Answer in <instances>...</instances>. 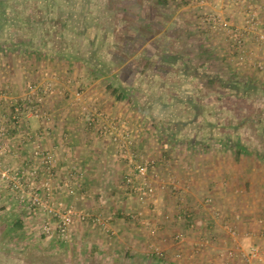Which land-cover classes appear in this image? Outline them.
I'll return each instance as SVG.
<instances>
[{
  "label": "rangeland",
  "instance_id": "374dc122",
  "mask_svg": "<svg viewBox=\"0 0 264 264\" xmlns=\"http://www.w3.org/2000/svg\"><path fill=\"white\" fill-rule=\"evenodd\" d=\"M263 2L247 0L257 8ZM247 5L243 3L240 8ZM174 6L165 0H0V123L7 133V139L0 141L1 150H6L2 169L30 168L32 151L25 145L31 141L26 134L41 129L38 121L40 127L32 128L35 123L31 126L32 118H25L19 130L9 127V99L21 98L29 84L51 73L76 80L85 91L98 78L91 72L93 69L102 74L101 87L107 84L126 92V102L131 104L127 106L128 112L133 111L142 121L145 132L143 140L137 137L138 149L151 152L158 160L160 180H174L176 189H167L171 196L180 197L181 188L188 192L192 189L171 174L174 165L188 175L196 169L202 171L205 166L209 169L197 174L200 180L215 179L218 168L232 161L235 157L232 151L242 146L253 153L254 161L264 166V70L257 67L264 49L248 37L247 43L236 50L223 34H212L202 24L197 28L196 21L184 16H196L197 8H187L188 14L186 11L177 14L179 8ZM235 17V24L243 23L242 12L237 11ZM164 22H182L190 30L181 31L177 41L147 44L144 48L143 42L158 32L155 26H164ZM122 23H128L133 37L130 50L125 43L130 36L117 26ZM175 30H168L172 38L180 33ZM145 32H148L145 37L138 34ZM67 99L68 96L62 98L66 104ZM45 111L50 116L51 109L46 106ZM132 127L136 130L138 126L132 123ZM111 156L118 164L114 152ZM118 183L114 190L105 183L99 188L111 197L117 193L124 203L125 206L110 209L113 216L138 234L151 235L156 229L145 215L136 221L128 216L139 206L132 196L125 194L123 181ZM84 192L90 196L87 200L90 202L83 206L91 213L110 218L103 211L104 205L96 209L92 203L96 191L87 187ZM209 192L199 196L200 206L210 199L209 204L217 207ZM181 207L179 210L185 212L176 218L187 225L192 220L187 217L191 212ZM155 210L149 209L152 213ZM46 221L42 212H34L29 203L19 202L17 192L0 179V264H105V256L80 257L78 251L69 258L66 251L70 241H63L56 234L45 235ZM110 222L111 219L109 225ZM82 224L87 230L97 228H92L89 222ZM99 230L114 237L111 231ZM179 236V241L174 240L175 235L170 238L172 244L181 242L182 234ZM139 257L142 263L146 254L140 253ZM149 260L153 263L161 259L155 254Z\"/></svg>",
  "mask_w": 264,
  "mask_h": 264
},
{
  "label": "crops",
  "instance_id": "0c3cea01",
  "mask_svg": "<svg viewBox=\"0 0 264 264\" xmlns=\"http://www.w3.org/2000/svg\"><path fill=\"white\" fill-rule=\"evenodd\" d=\"M166 1L168 4L176 6L173 8H179L177 11L175 10L177 14L185 13V11L188 14L187 8H197L194 0ZM253 1L257 2L258 0ZM221 8L224 13H236L234 11L235 7L227 3H224ZM196 11V16L194 14L189 15L191 18L188 15L184 16L196 21V27L197 25L199 27L202 23L197 18L201 19V12L198 8ZM163 24L164 26L154 25L155 30L158 32H153L148 40L143 42L144 48L147 44H158L160 42L166 44L167 41L172 39L177 41L182 36L181 31L190 30L182 22L175 24L164 22ZM169 25L171 26L169 27ZM117 26L120 32L123 30L127 31L128 36H130V38L128 37L129 40L125 42L128 45L127 49L130 50L134 41L130 35L128 23H125V25L122 23ZM191 28L195 29V27ZM170 29H179L175 31L180 33H175L173 35L175 37L172 38L171 31H168ZM148 30L150 31L151 28H148ZM145 33L138 34L145 37L144 35H148V32ZM151 59L154 60L155 56L152 55ZM91 72L96 74L98 78L92 85L85 88L88 100L98 104L110 115L129 117L128 119L131 123L137 124L136 131L141 130L138 132L139 135L137 137H142L143 140L145 132H143L142 121L136 118L133 111L128 112L127 106L131 104L126 102V92L107 84L101 87L102 83H104L102 74L97 72L96 69ZM47 108L51 109V121L48 123L51 135L42 140L41 144L45 150L50 151L54 155L56 182L59 183L57 185H63L67 180L71 167L80 168L85 178V180H82V187L84 189L88 187L91 191H96L92 203L95 204L96 209L104 205L103 211L105 215H109V220L111 219V224L108 226L107 231L110 230V235H114L113 238L109 237L108 234L102 233L97 226L91 225L92 228H97L87 230L84 227L85 224H77L70 233V243L66 251L69 258H71L72 254H75L74 252L78 251L79 254L77 256L80 257L82 254H94L97 257L105 256V264H242L239 260L230 262L224 256L225 251L232 245L230 237L224 229L226 224L237 228L238 242L244 250L251 244H257L264 254V225L258 223V220L264 215L262 210L264 207V166H261L256 159V161L253 160V153L239 152L238 149H235V152L232 151L235 153L234 159L232 161L229 160V162L220 167L218 166L219 170L215 179L207 181H202L200 180L202 178L197 176V174L205 173L209 169L205 168V166L202 167V171L200 170L199 172L196 169L195 172H191V175H188L184 173L183 169L180 170L178 165H174L171 169V174L176 176L179 182H186V184L191 185V191L188 192L187 189L177 186L182 189L180 197L171 196L168 190L159 192L155 208L156 213H152L149 209L144 211L145 218L156 230L151 232V235L147 233L138 234L131 226L121 223L120 219H116L113 216L114 212L110 210L113 206H125L118 198V194L115 193L111 197V194L108 195L104 190L99 189L103 183L110 185L109 189L112 188L114 190L115 187L117 189L118 182L121 183L123 181V175L127 171L125 163L118 161L119 163L117 164L111 156L112 147L105 141L95 139L96 137L90 131L87 132L88 130L84 128V124L78 118V109L69 107L60 97L49 99ZM31 121V126L35 122L33 124L35 127L32 126V128L37 129L40 127L37 119L32 118ZM143 144L141 142L142 146H144ZM34 145L31 142L26 144L25 147H31L32 151ZM111 159L113 163L109 165ZM201 165L198 167L200 168ZM177 184L179 185V183ZM113 190L111 191L112 193H114ZM124 190L125 194L131 197L125 188ZM259 191L262 194H258ZM64 192V190L59 191L56 188V197L59 201L68 203L71 199L68 194L64 195ZM204 192H209L213 195L214 204L216 203L215 206L217 207L212 205L200 206L199 196ZM97 193H99V196H97ZM134 201L137 204L135 198ZM177 204L180 205L176 206ZM181 206L187 210L190 209L191 213L189 214L192 217L190 228L183 221L176 218L179 213L185 212L184 209L179 210L182 209ZM90 233L92 234L90 235ZM181 234V242L172 244L170 238ZM245 234H250V236ZM105 237L110 238V241H107ZM85 250L87 252H84ZM155 250L163 252L164 258L159 262L152 263L149 258ZM140 253L146 254V258H144L145 260L142 263L139 260ZM130 256L133 258L131 259ZM126 257H130L131 260Z\"/></svg>",
  "mask_w": 264,
  "mask_h": 264
},
{
  "label": "built area",
  "instance_id": "2783aa9c",
  "mask_svg": "<svg viewBox=\"0 0 264 264\" xmlns=\"http://www.w3.org/2000/svg\"><path fill=\"white\" fill-rule=\"evenodd\" d=\"M194 3L201 12L202 25L208 32L223 34L228 44L235 46L236 50L247 43L248 37L264 49V2L259 8L247 3V0H194ZM224 3L235 7V12H242L243 23L238 25L233 22L235 13L224 14L221 8ZM243 3L248 4L246 8H240ZM257 67L264 70V57ZM63 96H68L69 107L78 109V118L84 126L92 131L96 138L107 142L112 147L114 156L125 163L127 171L123 176V183L139 206L138 210L128 214L130 219H141L145 209L155 210L159 192H164L170 187L176 189V185L172 179L160 180L158 160L151 152L138 149V132L132 127L131 121L110 115L98 104L89 101L86 92L80 89L76 80L64 79L51 73L29 84L21 98L9 99V127L19 130L25 118L37 119L41 125V129L26 134L35 144L31 153L30 168L2 169V155L6 150H1L3 144L0 143V179L6 182L12 191L17 192L19 202L29 203L34 212H42L45 215L47 221L43 226V233L48 237L56 234L63 241H68L72 228L79 223L89 222L103 231H107L109 226V218L91 213L83 206L90 197L82 187L83 171L78 167H71L67 180L63 185H57L59 183L56 182L54 155L42 147L41 141L51 135L48 127L51 118L45 111L47 102L54 97ZM4 139H7V133L0 123V141ZM56 188L59 191L64 190L63 194H68L71 201H59ZM210 202V199H206V206H211ZM187 217L191 215L188 214ZM258 223L264 225V215ZM224 229L232 243L224 253L225 258L230 262L239 260L242 264H264V254L259 245L251 244L244 250L238 242V230L228 224L224 225ZM179 237L176 235L174 240L179 241ZM154 252L159 253L158 250Z\"/></svg>",
  "mask_w": 264,
  "mask_h": 264
},
{
  "label": "trees",
  "instance_id": "16d2710c",
  "mask_svg": "<svg viewBox=\"0 0 264 264\" xmlns=\"http://www.w3.org/2000/svg\"><path fill=\"white\" fill-rule=\"evenodd\" d=\"M115 93V92H114ZM119 97H120V95H119ZM236 149H238V151L239 152H245V153H249V151L245 148V147H242V146H238V147H236ZM190 221H187V227H189L190 226V223H189ZM21 227V226H20ZM155 254H157V256H159V259H163L164 258V254H163V252H161V251H159V253H156V252H152V257L155 255Z\"/></svg>",
  "mask_w": 264,
  "mask_h": 264
}]
</instances>
